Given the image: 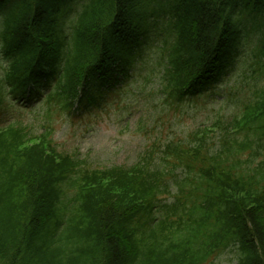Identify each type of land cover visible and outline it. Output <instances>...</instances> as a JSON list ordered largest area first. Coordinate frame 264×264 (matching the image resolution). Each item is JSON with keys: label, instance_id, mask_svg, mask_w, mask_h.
<instances>
[{"label": "trees", "instance_id": "1", "mask_svg": "<svg viewBox=\"0 0 264 264\" xmlns=\"http://www.w3.org/2000/svg\"><path fill=\"white\" fill-rule=\"evenodd\" d=\"M0 16L4 84L26 101L53 86L69 111L132 76L154 18L170 106L232 71L244 23L256 37L238 113L158 145L160 164L89 169L51 130L0 127V264H207L229 249L264 264V0H0Z\"/></svg>", "mask_w": 264, "mask_h": 264}, {"label": "rangeland", "instance_id": "2", "mask_svg": "<svg viewBox=\"0 0 264 264\" xmlns=\"http://www.w3.org/2000/svg\"><path fill=\"white\" fill-rule=\"evenodd\" d=\"M166 30L167 26H157L135 64L133 77L115 93H105L96 105H83L74 114L61 112L52 103L48 108L45 99L49 86L43 88V96L29 108H21L7 94L4 104L8 105V112L0 120L4 123L21 120L35 133L48 125L60 151L76 155L89 168H102L132 165L155 149L153 142L185 138L190 130L211 126L216 119L240 109V102L249 95L252 86L242 74L251 64L256 45L253 35L240 40L231 75L213 87L212 93L208 91L175 109L162 102L157 90L161 80L159 47L167 40ZM259 85H264V77ZM165 199L170 198L165 196ZM234 263V252L229 249L207 264Z\"/></svg>", "mask_w": 264, "mask_h": 264}]
</instances>
